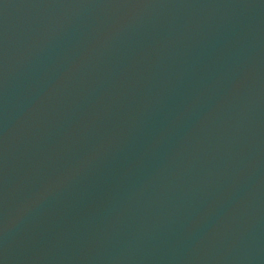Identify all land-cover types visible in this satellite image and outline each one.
I'll return each instance as SVG.
<instances>
[{"label":"water","instance_id":"1","mask_svg":"<svg viewBox=\"0 0 264 264\" xmlns=\"http://www.w3.org/2000/svg\"><path fill=\"white\" fill-rule=\"evenodd\" d=\"M0 264H264V0H0Z\"/></svg>","mask_w":264,"mask_h":264}]
</instances>
